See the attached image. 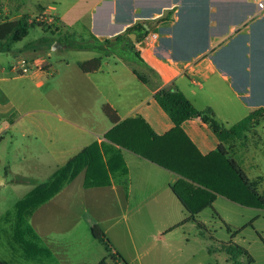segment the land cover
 I'll list each match as a JSON object with an SVG mask.
<instances>
[{"label":"crops","instance_id":"1","mask_svg":"<svg viewBox=\"0 0 264 264\" xmlns=\"http://www.w3.org/2000/svg\"><path fill=\"white\" fill-rule=\"evenodd\" d=\"M12 1L1 3L0 10L10 13L9 19L14 20L22 16L19 12L22 3ZM68 1L69 7L61 14L37 3L35 17L52 15L59 28L69 33V38L79 37L87 40L81 44L94 46L76 48L94 49L102 55L77 60V68L69 72L60 73L59 69H54L63 84L64 93L61 94L64 95L52 88L50 97L65 106L63 112L50 111V114L62 121L61 127L42 125L20 129L23 138L39 142L42 147L28 148L30 168L15 173L33 179L42 175L51 177L56 168L90 143L107 141L112 144L104 133L115 123L102 110L109 123L95 133L84 123L88 119L94 120L91 110L86 105L72 110L69 104L73 97L91 98L94 106L99 104L101 108L108 103L116 110L119 120L137 114L146 116L147 113H140L141 110L158 89L170 84L178 87L196 108L211 107L215 119L225 126L242 119L254 108H264V0ZM259 1L262 6L258 5ZM167 13V19L159 20ZM136 22H141L147 32L157 33L153 44H145L143 37L137 39L131 32L128 33L131 42L123 37L118 40L120 46L114 47L112 37ZM14 44L12 51L18 50L14 59L25 51H32L30 58L41 57L35 52L42 45ZM130 45L133 50L127 48ZM61 46L68 44L64 42ZM124 49L139 55V68L125 65L122 70L120 59ZM95 56L101 57L98 68L82 71L78 62ZM111 56L113 63L109 60ZM102 65L110 71L107 75L111 79L105 78ZM4 69L0 61V72ZM48 70H33L27 76L52 74L53 70ZM125 72L135 78L133 84L120 80L115 83V79H120ZM25 76L17 74L13 78ZM37 84H42V80ZM125 87L128 90L122 91ZM12 96L13 90L0 88V119L17 112L18 105ZM94 98L99 99L95 101ZM17 120H11L10 126ZM199 123L198 119H190L182 125L193 138L197 135L202 146L209 147L214 143V137L201 130ZM3 129L0 125V139ZM238 143L232 147L224 144L229 155L236 152L237 146L242 145L241 150L247 149L243 148L245 143ZM115 146L120 148L126 172L117 169L110 173L109 184L85 187L84 169L81 170L28 216L26 223L37 235V242L56 255L59 264H95L107 254L104 245L91 231L92 224L97 223L110 239L113 250L119 251L129 264H212L211 258L215 260L212 256L216 255L208 251L212 231L204 224L197 225V235L206 239V244L186 236L172 237L176 229L189 223L188 219L173 223L165 218L159 224H151V229L144 228L145 223L140 220L139 215L152 216L154 211L144 207L146 200L162 194L176 197L169 184L180 175L129 149ZM110 149L103 155L104 159L115 152ZM113 164H119V160L115 159ZM79 175L82 179L78 181ZM157 211L162 213V209ZM194 246L199 248V255L194 252Z\"/></svg>","mask_w":264,"mask_h":264},{"label":"trees","instance_id":"2","mask_svg":"<svg viewBox=\"0 0 264 264\" xmlns=\"http://www.w3.org/2000/svg\"><path fill=\"white\" fill-rule=\"evenodd\" d=\"M167 17L168 13L159 20L167 19ZM28 22L25 15L0 22V52L12 51L13 44L26 36ZM49 28L56 33L57 39L65 40L69 46L94 48V46L83 45L81 42L68 41L69 33L59 28L57 20H54ZM141 30L142 32L139 33ZM131 32L135 33L136 38L139 39L147 33V30L141 22H136L113 36L112 39L120 40L125 37L129 43L131 37L128 33ZM104 42H109V39H104ZM44 43L45 38L40 37L28 45H44ZM127 48L132 49V46ZM133 54L137 60L141 59L137 53L133 52ZM100 62L101 57L95 56L79 61L78 66L82 71L88 72L97 69ZM102 110L109 120L115 123L105 132L106 139L112 144L108 143L105 146L102 142L90 143L66 163L56 168L48 180L35 184L15 202L17 232L13 237L19 243L25 257L51 255L46 247L37 243V235L26 223L28 216L40 204L57 193L65 183L72 180L83 169L85 187L109 184L110 173L117 169L126 172L119 154L120 148L115 145L129 149L178 173L180 177L171 185V188L192 215L210 205L214 193L264 207V197L249 184L250 180L236 160L228 154L224 145L226 143L232 147L237 140L245 137L250 128L264 122L263 107L254 108L242 119L230 126H225L215 119L211 107L196 108L178 87L170 84L161 87L153 94L150 103L140 112L147 113L146 116L137 114L135 117L119 120L116 110L108 103L102 105ZM190 119L200 121V129L210 132L214 137L213 144L204 147L199 143L197 135L193 138L189 134L182 123ZM109 149L115 152L104 159L103 155L107 154ZM111 157L115 158L111 159ZM115 159L119 160V164H113ZM252 184L257 182L252 181ZM202 228H205L204 225ZM91 231L107 250L106 256L95 264H129L119 251L113 250L110 239L97 223L92 224ZM209 238L208 251L211 254L223 252L227 264H252L253 257L245 247L232 240L216 239L211 233ZM243 257L246 259L245 263L240 260ZM0 264L11 263L0 258Z\"/></svg>","mask_w":264,"mask_h":264},{"label":"rangeland","instance_id":"3","mask_svg":"<svg viewBox=\"0 0 264 264\" xmlns=\"http://www.w3.org/2000/svg\"><path fill=\"white\" fill-rule=\"evenodd\" d=\"M13 1H20V3H22V8L19 12H22V15H25L29 21L27 26L28 33L23 39L15 42L14 45L19 46L25 43H34L38 37L45 38L44 45L35 53L48 62L49 67L47 71L50 69L53 70V72L52 74L46 73V75L40 74L39 76H27L26 74L25 77L14 79L13 77L18 73L11 70V65L15 62L14 54L18 50L0 52V61L5 67V69L0 72V88L4 91L8 89L13 90L12 99H14L18 105L17 112H14L10 117L0 119V125L4 126L2 138L0 139V258L9 261L11 264H52L57 262L56 255L51 254L48 257L34 258L25 257L19 243L13 237L17 232L15 227V202L21 198L30 187L50 178V176L42 175L33 179L31 176L28 177L15 173L27 171V168H30L28 165H30L31 159L28 155V148L38 149L42 147L39 142L34 143L32 139L27 140L23 138L20 135V129L37 128L42 125L61 127L62 121H59L50 114V111L63 112L65 106L62 102L58 104V99L50 97L52 88L60 94L64 93L63 88H61L63 84L57 79V73L54 69H59L60 73L64 71L69 72L77 68V60L89 58L101 54L102 52L89 48L78 49L69 45L64 47L61 46V44H64L65 40L57 39L56 33L49 28L50 24L45 21L40 23L37 19L39 16L35 17L34 13L36 12L37 3L51 7V12L56 11V13L58 12L61 14L69 7L68 0ZM3 2H6V0H0V4ZM9 15L11 14L4 13L3 10H0V22L8 20L11 17H9ZM68 41L82 42L87 40L73 37L68 38ZM112 45L114 47H119L120 41L113 40ZM31 53L32 51H25L21 55L29 57L32 55ZM112 56L109 59L111 63H113ZM102 57L103 60L106 59L104 55ZM120 61L122 70H124L125 65L140 67L137 58L127 49L123 50ZM102 72H104L106 79H111L107 75L110 71L105 65H102ZM120 76V79H115V83L120 80L123 83L126 82L131 85L135 80L129 72L122 73ZM38 80H42V84H37ZM110 82L113 83L114 81L111 80ZM10 87H13V89H10ZM124 90H128V87L122 88V91ZM112 95L114 97L115 94L112 93ZM87 99L73 97L69 105L72 110L76 106H88L94 120L88 119L85 120L84 123L86 127L97 133L101 127L108 125L109 120L107 117L103 116L102 108L99 104H95L94 106L91 98ZM97 99L99 98H94L95 101ZM17 118V122H15L13 126H10V121L16 120ZM14 132L16 133L15 135ZM236 142H239L238 144L245 143L243 148L247 149L241 150L242 145L237 146L234 148L236 152L230 155L237 161L238 165L241 166L242 171L248 175V179L250 180L249 184L254 186V189L260 196L264 197V123L250 128V130L246 132L245 137ZM102 143L105 146L108 145L107 141ZM77 178L79 181L82 179V175H79ZM177 179L169 184L172 194L174 191L171 185H173ZM252 181H256L257 184H252ZM212 192L214 193V191H210V193ZM174 195L176 194L174 193ZM157 201L158 203H156ZM241 201L240 199H232L228 195L214 193L212 203L200 209L198 213L192 215L182 204L177 195L173 197V195L170 194L167 196L162 194L155 199L152 198L145 201L144 207H150L154 210L152 216L141 214L139 217L140 220L145 223L144 228L147 229H151L150 226L153 223L159 224V222H163L165 218L173 223H180L188 219L189 223L183 228L180 227L176 229L172 237L178 236L181 238L182 236H186L198 240L202 244H206L207 240L197 235V228H199L197 225L204 224L212 231L216 239L223 241L232 240L245 247L253 257L252 264H264V207L258 204L243 203ZM158 209H162V213L157 211ZM27 226L30 228L28 223ZM148 241H153V238H148ZM193 250L196 255H199L200 251L197 246H194ZM212 257L216 260L211 258L212 264H227L225 261L226 256L221 251H218L216 255ZM240 260L244 263L246 261L244 257L240 258ZM57 263L59 264V262ZM189 264L198 263L194 262Z\"/></svg>","mask_w":264,"mask_h":264},{"label":"built area","instance_id":"4","mask_svg":"<svg viewBox=\"0 0 264 264\" xmlns=\"http://www.w3.org/2000/svg\"><path fill=\"white\" fill-rule=\"evenodd\" d=\"M258 5L262 6V1L258 2ZM40 22H48L51 24L55 19L52 15L47 14L45 17L42 16L37 18ZM157 38L156 32H147L144 34L142 41L147 45H152ZM11 68L19 75H26L31 73L33 70H47L48 62L41 57H26L21 54L15 57V62L11 65Z\"/></svg>","mask_w":264,"mask_h":264}]
</instances>
